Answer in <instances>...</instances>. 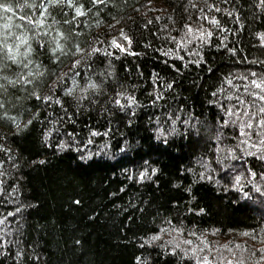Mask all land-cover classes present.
Here are the masks:
<instances>
[{
	"label": "trees",
	"instance_id": "16d2710c",
	"mask_svg": "<svg viewBox=\"0 0 264 264\" xmlns=\"http://www.w3.org/2000/svg\"><path fill=\"white\" fill-rule=\"evenodd\" d=\"M0 4V264H264L262 0Z\"/></svg>",
	"mask_w": 264,
	"mask_h": 264
},
{
	"label": "snow or ice",
	"instance_id": "6c2138e0",
	"mask_svg": "<svg viewBox=\"0 0 264 264\" xmlns=\"http://www.w3.org/2000/svg\"><path fill=\"white\" fill-rule=\"evenodd\" d=\"M262 3H264V0H262ZM0 8H4V9L7 10V11H11V10H12L10 6H7V5H5V4H0ZM81 14H82V13H81ZM213 23H218V21H215V20H214ZM6 27H7V25H6ZM190 30H191V29H190ZM61 35H62V34H61ZM201 35L203 36V33H202ZM207 35H208V36H211V33L209 32ZM261 38L264 39V34H261ZM126 39H127V37H126ZM117 46H119V45H117ZM8 51H9V52L12 51L11 47H8ZM77 51H79V47H78V46H77ZM12 58L14 59V57H12ZM77 62H78V61H77ZM253 75H255V73H253ZM252 83H253L257 88L264 89V81H261L260 83H257V81L253 80ZM90 87H93V88H94V87H96V85H95V84H91ZM128 99H129V101H132V100H133L132 97H128ZM259 99L264 100V95H260V96H259ZM261 111H264V109H261ZM262 123H264V122H262ZM257 190L259 191V189H257ZM245 195H247V193H245ZM76 203H80V202H79V201H76Z\"/></svg>",
	"mask_w": 264,
	"mask_h": 264
},
{
	"label": "rangeland",
	"instance_id": "374dc122",
	"mask_svg": "<svg viewBox=\"0 0 264 264\" xmlns=\"http://www.w3.org/2000/svg\"><path fill=\"white\" fill-rule=\"evenodd\" d=\"M115 44H116V42H115ZM117 45V44H116Z\"/></svg>",
	"mask_w": 264,
	"mask_h": 264
}]
</instances>
